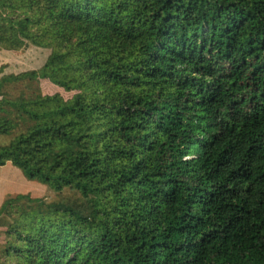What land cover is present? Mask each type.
Listing matches in <instances>:
<instances>
[{
	"label": "trees",
	"instance_id": "trees-1",
	"mask_svg": "<svg viewBox=\"0 0 264 264\" xmlns=\"http://www.w3.org/2000/svg\"><path fill=\"white\" fill-rule=\"evenodd\" d=\"M28 41L0 166L84 201L22 212L3 264H264V0H0ZM39 79L76 93L7 95Z\"/></svg>",
	"mask_w": 264,
	"mask_h": 264
},
{
	"label": "rangeland",
	"instance_id": "rangeland-1",
	"mask_svg": "<svg viewBox=\"0 0 264 264\" xmlns=\"http://www.w3.org/2000/svg\"><path fill=\"white\" fill-rule=\"evenodd\" d=\"M51 53L52 48L37 46L30 41L17 50L0 46V78L5 74L19 75L23 72L38 70L42 68ZM5 90L11 97L19 96L22 92L27 96L36 93L44 95L60 93L65 99H70L76 93V91H66L48 79L32 82L13 81L5 86ZM23 129L19 127L12 134L0 135V144L9 142ZM8 200L11 203L0 214V264H3L2 251L6 245V233L10 225L15 224L21 217L22 212L36 211L41 212V215L45 217L53 216L51 204L58 202L80 204L84 198L74 189L66 188L57 191L49 184L38 179H31L22 168L7 163L0 166V210Z\"/></svg>",
	"mask_w": 264,
	"mask_h": 264
}]
</instances>
